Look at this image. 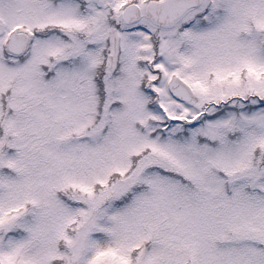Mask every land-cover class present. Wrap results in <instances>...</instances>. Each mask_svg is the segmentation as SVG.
Returning a JSON list of instances; mask_svg holds the SVG:
<instances>
[{"label":"snow or ice","instance_id":"obj_1","mask_svg":"<svg viewBox=\"0 0 264 264\" xmlns=\"http://www.w3.org/2000/svg\"><path fill=\"white\" fill-rule=\"evenodd\" d=\"M0 264H264V0H0Z\"/></svg>","mask_w":264,"mask_h":264}]
</instances>
